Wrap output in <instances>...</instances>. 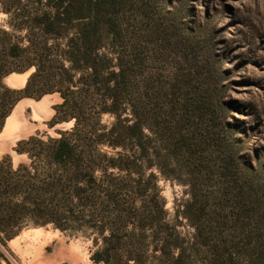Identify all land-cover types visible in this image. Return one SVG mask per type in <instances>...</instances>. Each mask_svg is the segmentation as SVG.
Masks as SVG:
<instances>
[{
	"label": "trees",
	"instance_id": "obj_1",
	"mask_svg": "<svg viewBox=\"0 0 264 264\" xmlns=\"http://www.w3.org/2000/svg\"><path fill=\"white\" fill-rule=\"evenodd\" d=\"M119 3L0 0V131L18 102L45 95L60 99L48 126L71 123L57 136L17 141L13 151L25 162L0 157V264L6 243L24 228L48 225L87 232L94 264L193 263L196 253L165 219L152 170L163 178L174 171L170 163L196 171L208 146L172 106L168 114L152 108L163 95L149 80L136 83L114 46ZM25 72L22 87L4 83Z\"/></svg>",
	"mask_w": 264,
	"mask_h": 264
},
{
	"label": "rangeland",
	"instance_id": "obj_2",
	"mask_svg": "<svg viewBox=\"0 0 264 264\" xmlns=\"http://www.w3.org/2000/svg\"><path fill=\"white\" fill-rule=\"evenodd\" d=\"M118 1L114 46L136 83L149 80L163 95L152 108L168 114L172 106L208 146L196 171L170 163L163 178L152 170L166 221L196 253L192 264H264V0ZM5 19L0 13V25ZM30 100L0 131V157L13 166L25 162L13 151L17 141L71 127L48 126L57 95ZM86 234L26 227L6 243L1 264H94Z\"/></svg>",
	"mask_w": 264,
	"mask_h": 264
},
{
	"label": "bare ground",
	"instance_id": "obj_3",
	"mask_svg": "<svg viewBox=\"0 0 264 264\" xmlns=\"http://www.w3.org/2000/svg\"><path fill=\"white\" fill-rule=\"evenodd\" d=\"M28 75H29V72H25V73L20 74V75H18V74H11L10 76H8V78H12V80H11L12 87H22L23 84L25 83V80H26V78H27ZM45 96H48V95H45ZM23 100H29V101H31L30 99H23ZM40 105L38 104V106H40ZM12 114L6 119V122L9 120V118L12 116Z\"/></svg>",
	"mask_w": 264,
	"mask_h": 264
},
{
	"label": "water",
	"instance_id": "obj_4",
	"mask_svg": "<svg viewBox=\"0 0 264 264\" xmlns=\"http://www.w3.org/2000/svg\"><path fill=\"white\" fill-rule=\"evenodd\" d=\"M15 74H23V73H15Z\"/></svg>",
	"mask_w": 264,
	"mask_h": 264
}]
</instances>
